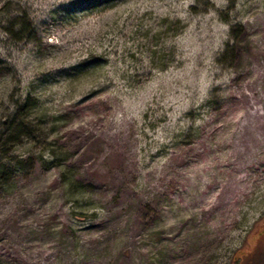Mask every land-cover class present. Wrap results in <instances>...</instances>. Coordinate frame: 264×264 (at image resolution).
<instances>
[{
	"label": "rangeland",
	"instance_id": "rangeland-1",
	"mask_svg": "<svg viewBox=\"0 0 264 264\" xmlns=\"http://www.w3.org/2000/svg\"><path fill=\"white\" fill-rule=\"evenodd\" d=\"M0 69V264H264V0H0Z\"/></svg>",
	"mask_w": 264,
	"mask_h": 264
},
{
	"label": "trees",
	"instance_id": "trees-1",
	"mask_svg": "<svg viewBox=\"0 0 264 264\" xmlns=\"http://www.w3.org/2000/svg\"><path fill=\"white\" fill-rule=\"evenodd\" d=\"M1 72V69H0ZM9 130L7 133V141L5 143L9 144H16L17 141H19L23 134H25L26 129L28 128L27 123L22 119L19 120H13L9 124ZM2 152H5L2 147H0ZM12 161L7 159L5 155L0 156V181L1 179H6L8 172V168L11 166L9 165Z\"/></svg>",
	"mask_w": 264,
	"mask_h": 264
}]
</instances>
